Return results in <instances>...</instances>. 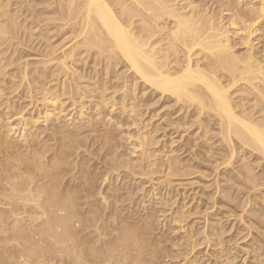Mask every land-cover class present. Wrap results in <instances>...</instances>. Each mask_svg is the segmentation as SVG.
Instances as JSON below:
<instances>
[{"label": "bare ground", "instance_id": "obj_1", "mask_svg": "<svg viewBox=\"0 0 264 264\" xmlns=\"http://www.w3.org/2000/svg\"><path fill=\"white\" fill-rule=\"evenodd\" d=\"M13 1L0 0V264H154L157 211L108 217V171L91 165L90 148L121 146L116 110L135 129V163L116 164L151 186L186 256L202 249L193 264H264V0ZM205 173L216 194L191 198L181 178Z\"/></svg>", "mask_w": 264, "mask_h": 264}, {"label": "rangeland", "instance_id": "obj_2", "mask_svg": "<svg viewBox=\"0 0 264 264\" xmlns=\"http://www.w3.org/2000/svg\"><path fill=\"white\" fill-rule=\"evenodd\" d=\"M199 1H201V0H199ZM219 0H202L200 3L201 4H204L205 6L207 5V6H209V7H213V9L215 8V10L216 11H218L220 8L222 9V7H225V8H223V9H227V7H226V4H225V6H223L224 5V1H219ZM232 1H234V2H238L239 0H232ZM11 2H13L14 3V1L13 0H11ZM210 2H211V4H210ZM221 2V3H220ZM258 2V1H257ZM13 3H11V4H13ZM38 4V6H39V3H37ZM209 4V5H208ZM213 4V5H212ZM215 4V5H214ZM218 4V5H217ZM222 4V5H221ZM41 5L42 4H40V7H41ZM242 6H239V7H242L241 9H243V8H245V6H244V4H241ZM218 6V7H217ZM221 6V7H220ZM220 7V8H219ZM225 14V15H224ZM224 16H227V14H229V13H227L226 11L224 12ZM42 17V16H41ZM46 16H43V18H45ZM45 24V23H44ZM44 24H42V25H44ZM264 25V24H263ZM261 31H262V29L260 30V33H259V35L258 34H255V35H253L252 36V40L255 42V44H254V42H253V50L255 51V53L257 54V56L258 57H261V56H264V51H263V49H261V48H263V45L264 44H262V43H264L263 41V39H264V31H262L263 33H261ZM55 33V34H57L58 33V31H51V35H54L55 36V34H53V33ZM58 36H59V34H58ZM57 36V37H58ZM259 36V37H258ZM261 37V38H260ZM262 40H260V39ZM260 40V41H259ZM234 41L236 42V40L234 39ZM259 42V44L257 43V42ZM261 42V43H260ZM236 43H239L240 45L237 47L238 48V50H240V51H243L245 48H244V46H241L242 45V43L238 40ZM258 45V46H257ZM241 46V47H240ZM255 46H257V48H258V50H257V48L255 47ZM262 46V47H261ZM240 48V49H239ZM259 49H261V50H259ZM258 51V52H257ZM263 51V52H262ZM258 53L261 55V56H259L258 55ZM264 58V57H263ZM261 59H262V57H261ZM0 86H1V84H0ZM8 93V92H7ZM8 98V97H7ZM27 100L26 98H23V100L22 101H20L18 98H16V99H14V101L16 100L17 101V103L18 104H16V105H12L13 106V108L15 109V110H17L19 107L20 108H25V110L24 109H22V110H24V112H28L30 109L29 108H31V107H29V105H27L28 103H29V100H27V101H25V100ZM8 100V99H7ZM6 100V96L3 98V100L2 101H0L1 103V105H0V113L1 112H3L2 110L4 109V107H6L7 105V101ZM18 101H20V102H18ZM22 102L24 103V102H26L25 103V106L27 105V108L24 106V104H23V106L21 107L20 105L22 104ZM20 103V104H19ZM5 104V105H4ZM29 107V108H28ZM20 108H19V110H20ZM27 109H28V111H27ZM32 109V108H31ZM71 109V111H72V114L74 115V114H76L77 113V111L78 110H76V109H74V108H70ZM74 109V110H73ZM22 110H20V111H22ZM34 110V109H33ZM33 110H31L30 112H28V114L27 115H29V113H31V115H32V113H33V116H36L37 114H38V112H37V110H34V112H32ZM36 111V112H35ZM117 111V110H116ZM115 111V113L114 114H111L110 115V118H116L117 120H115V121H118L119 119L122 121L121 123L122 124H124L125 126L123 127V129L122 130H118L121 134H120V137H121V139H120V147L118 148V151L116 150L115 152L116 153H118L117 155H115L116 153H114V154H112V157H110L111 156V154L109 153V151H106L107 149L105 148L104 149V152H103V150H98V149H96V147L94 148H90V150H91V152H93V154H92V158H93V160H94V162L93 161H91V165H92V167H94V169H96V172L97 173H99V171H100V173L102 174V175H106V172L108 173V175H109V180L108 181H106V182H104L103 180L104 179H101V181H100V189H101V191L102 192H104V197H106L107 198V202L109 203L108 205H107V207L108 208H106V210H107V213L109 214V216L108 217H110V214H111V216H112V214H113V212L115 211V209L117 208V209H119V211L118 212H123V215H126V216H128V217H130V218H132L134 221H137V220H140L141 218L140 217H143L145 214V210L148 212V211H152V213H155L156 211V213L153 215L155 218L154 219H156V217L158 218V223L159 224H157L156 222H157V220H156V222H155V226H156V224H157V226L156 227H158V228H156L157 230L155 231V235L153 234V237H155L154 239V243L156 244V251L157 252H159L155 257H153L152 259H154V264H156L158 261H159V259L161 260V261H159L158 262V264H193L194 262H193V260H194V256H195V253L197 252V251H199V250H202V249H200V248H198L197 249V251L194 253V255L193 254H191L192 256H186V248H188V247H186L187 245H185V241L183 240V234H182V232L181 231H179L178 229H176L174 226L175 225H173L172 223H169V219H167V218H169V213H168V215H166V214H163V212L162 211H160L161 210V207H160V205H158V204H155V203H157L158 202V199H157V197L155 198V199H151V197H150V193H149V191H150V187L151 186H149L148 184H146L145 186H144V188H142V187H140V188H138L137 187V184L135 183V182H132V181H130L129 179H125V177H127L128 175L127 174H130V172H131V170L129 171V168H124L125 167V165L124 164H122V167H121V164L119 163V164H116V163H118L119 162V159L117 160L115 157H119V158H121L122 157V160L120 161L121 163H122V161H130V163H131V165L133 164V163H135V161H134V158L132 157V154H131V152H129V151H131L132 150V146L130 145V143H129V141L127 140V134L128 133H131V134H134L135 133V129H134V127L133 126H130L129 128H128V126L127 125H130V122H129V120L127 119V118H125V116H123V115H121V113H120V111L118 112H116ZM164 111L165 110H163L162 112H160V114L158 115V116H156L154 119H153V121H152V123L155 125V123H156V125L158 124H165L164 122H163V119H161L160 118V115H163V113H164ZM90 112H92L91 110H89V113ZM117 113V114H116ZM119 113V114H118ZM36 114V115H35ZM73 115H72V117H73ZM116 115V116H115ZM148 115H149V112H148V114L145 116V119L148 117ZM112 116V117H111ZM115 116V117H114ZM123 116V117H122ZM17 117H19V116H17ZM16 117V118H17ZM121 117V118H120ZM15 117H13L12 119H14ZM16 118H15V120H16ZM112 118V119H113ZM122 119H124V120H122ZM108 120V119H107ZM120 120L118 121V122H120ZM126 123H124V122ZM77 123H78V121H77ZM155 125V126H156ZM127 127V128H126ZM128 129V130H127ZM119 132H118V134H119ZM162 133V132H161ZM176 138L177 137V135H174V136H172V138ZM124 138V139H123ZM124 141H123V140ZM126 139V140H125ZM122 140V141H121ZM175 140H178V139H175ZM128 141V142H127ZM123 144H125V145H123ZM127 142V143H126ZM124 146V147H123ZM122 147V148H121ZM124 148V149H123ZM96 149V150H95ZM121 149V150H120ZM93 150V151H92ZM95 151H97V152H99V153H95ZM100 151H102V152H100ZM95 153V154H94ZM108 153V154H107ZM98 154H99V156H98ZM105 154H107V155H105ZM96 155L98 156V157H96ZM125 155H126V157H125ZM131 157H130V156ZM95 158H99V163H98V161L95 159ZM103 158V159H102ZM105 158H107V159H105ZM113 158H115V161H114V159ZM129 159V160H128ZM104 160V161H103ZM106 160H107V162H106ZM95 161H97V163H95ZM110 161V162H109ZM116 161H118V162H116ZM126 161V162H127ZM134 161V162H133ZM113 162H115L114 164H113ZM133 162V163H132ZM103 163V164H102ZM107 163H108V165H107ZM110 163V164H109ZM99 166H98V165ZM107 165V166H106ZM112 165H113V168L115 167L116 168V166H119L120 168L118 169V167L116 168V169H111L112 168ZM98 166V167H97ZM108 166H110V167H108ZM103 167H104V169H103ZM105 168H107V169H105ZM131 168V167H130ZM101 169H103V170H101ZM117 169H118V171H117ZM123 173H122V172ZM258 171V170H257ZM129 172V173H128ZM99 173V174H100ZM126 173V174H125ZM121 174V175H120ZM205 174H207V173H205ZM209 174V175H208ZM207 175H205V176H207V177H202V176H200L199 175V177L198 176H196V175H194L193 177H188L187 178V180H186V177H185V179H184V177H182L181 179L183 180V181H187V182H189V185H188V187H187V189L189 190V192H188V195L191 197H193V196H196V200H198V199H201V196H202V194H204L205 195V193L204 192H206V193H210V195L212 194V195H214V193L216 194V183H214L215 182V177H214V175H212L211 176V174L210 173H208ZM124 175H126V176H124ZM129 177H131V175H129ZM119 180H118V179ZM123 178V179H122ZM189 178H190V180L191 181H193V182H191V181H189ZM195 178H199V179H196L195 180ZM178 179V178H177ZM214 179V180H213ZM112 180V181H111ZM126 180V181H125ZM202 180V181H201ZM110 182V183H109ZM116 182V183H115ZM132 182V183H131ZM186 182V183H187ZM126 184H127V186H126ZM134 184H136V185H134ZM114 185V186H113ZM122 186V187H121ZM113 187H114V189H113ZM119 187V188H118ZM127 187V188H126ZM129 187V188H128ZM111 188V189H110ZM116 188H118L117 190H116ZM141 188L143 189V190H141ZM122 191H121V190ZM124 189V190H123ZM129 189H131V191H132V194H130L129 193V195L127 194L128 192H129ZM233 189V190H232ZM231 190L233 191V193L237 190V188L235 187V188H232ZM236 189V190H235ZM113 190V191H112ZM136 190V191H135ZM206 190V191H205ZM109 191V192H108ZM148 191V192H147ZM204 191V192H203ZM115 192V193H114ZM126 192V193H125ZM222 192V191H221ZM236 194H237V197L238 198H242V193H240L238 190L235 192ZM234 193V195H236ZM124 194H127V195H124V197H123V195ZM110 195H112L111 197H110ZM131 195V196H130ZM114 196V197H113ZM128 196V197H127ZM188 196V197H189ZM116 197V198H115ZM130 197V198H129ZM191 197V198H192ZM203 198V197H202ZM124 199V200H123ZM126 199V200H125ZM131 200V202L130 201H128V200ZM110 200V201H109ZM116 200H118V202L116 203L115 201ZM121 200H123V201H121ZM194 201L195 202V204H197V201ZM125 201V202H124ZM129 203H128V202ZM157 201V202H156ZM240 201V200H239ZM113 202H115V203H113ZM137 202V203H136ZM142 202H143V204H142ZM120 203V204H119ZM113 204V205H112ZM125 204V205H124ZM139 204V205H138ZM117 207H116V206ZM156 205V206H155ZM149 206V207H148ZM116 207V208H115ZM141 207V208H140ZM122 208V209H121ZM134 208V209H133ZM144 208V209H143ZM257 208H259V209H261L260 207H257ZM129 209V210H128ZM132 209V210H131ZM139 209H140V212H139ZM148 209V210H147ZM154 209H155V211H154ZM128 210V211H127ZM142 210H143V214H142ZM125 211V212H124ZM137 211V212H136ZM154 211V212H153ZM161 213H160V212ZM130 213V214H129ZM140 215H138V214ZM158 213V214H157ZM142 214V215H141ZM157 214V215H156ZM134 215V216H133ZM158 216H160V217H158ZM160 218V219H159ZM255 219H256V216H255ZM226 220V219H225ZM224 220V221H225ZM257 220L258 221H261L260 223L262 224V223H264V216H262V218H257ZM228 222V223H227ZM226 223H224L225 225L227 224V226H229V221H227ZM169 223V224H168ZM162 224H164V225H162ZM159 225H160V227H159ZM165 225H167V226H165ZM171 227H170V226ZM264 225V224H263ZM169 226V227H168ZM173 226V227H172ZM162 228V229H161ZM172 228H174V230L176 229L177 231H174ZM171 229V230H170ZM253 232H254V234H256V233H258V232H262L261 230H259L256 226H254L253 227ZM259 230V231H258ZM158 232V233H157ZM168 232V233H167ZM162 233H164V234H162ZM180 233V234H179ZM165 234H167V238H168V235L170 234V236H172V237H170L169 236V238H168V240H169V242H163V244L161 245V243H160V245L161 246H165V247H167V248H164V247H161L159 244H157V241H156V238H158L159 236H162V237H165V236H163V235H165ZM182 234V235H181ZM158 235V236H157ZM157 236V237H156ZM161 237V238H162ZM160 238V237H159ZM160 238V239H161ZM182 240H181V239ZM181 240V241H180ZM183 242V243H182ZM164 243H165V245H164ZM169 243V244H168ZM173 243V244H172ZM241 244H242V242H240ZM247 243H249V242H247ZM168 244V245H167ZM183 246H182V245ZM158 245V246H157ZM173 245V246H172ZM159 247V248H158ZM161 248H163V252L161 251ZM158 249H160V250H158ZM169 249V250H168ZM186 249V250H185ZM168 250V251H167ZM184 250V251H183ZM165 251H167V252H165ZM160 252H162L163 253V257L161 256L162 255V253H160ZM181 252V253H180ZM160 254V255H159ZM181 255V256H180ZM161 258H160V257ZM167 257V258H165V257ZM157 258V259H156ZM165 258V259H164ZM192 258V259H191ZM189 260V263H188V260ZM191 259V260H190ZM158 260V261H157ZM163 260V261H162ZM157 261V262H156Z\"/></svg>", "mask_w": 264, "mask_h": 264}]
</instances>
